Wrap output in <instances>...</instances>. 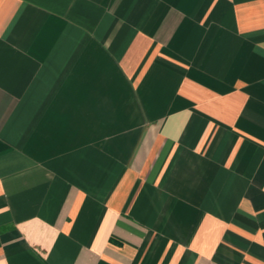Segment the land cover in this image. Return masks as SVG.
I'll return each instance as SVG.
<instances>
[{
	"label": "crops",
	"instance_id": "0c3cea01",
	"mask_svg": "<svg viewBox=\"0 0 264 264\" xmlns=\"http://www.w3.org/2000/svg\"><path fill=\"white\" fill-rule=\"evenodd\" d=\"M0 264H264V0H0Z\"/></svg>",
	"mask_w": 264,
	"mask_h": 264
}]
</instances>
